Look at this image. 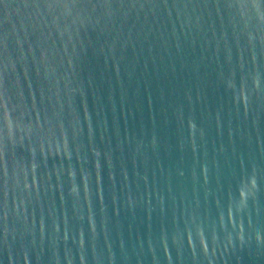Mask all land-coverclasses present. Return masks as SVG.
<instances>
[{
  "label": "water",
  "instance_id": "obj_1",
  "mask_svg": "<svg viewBox=\"0 0 264 264\" xmlns=\"http://www.w3.org/2000/svg\"><path fill=\"white\" fill-rule=\"evenodd\" d=\"M0 264H264V0H0Z\"/></svg>",
  "mask_w": 264,
  "mask_h": 264
}]
</instances>
